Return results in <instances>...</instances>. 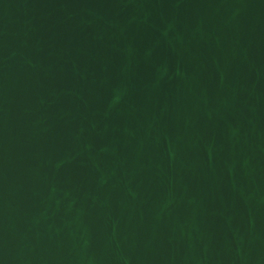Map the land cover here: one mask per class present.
<instances>
[{
    "label": "water",
    "instance_id": "1",
    "mask_svg": "<svg viewBox=\"0 0 264 264\" xmlns=\"http://www.w3.org/2000/svg\"><path fill=\"white\" fill-rule=\"evenodd\" d=\"M0 264H264V0H0Z\"/></svg>",
    "mask_w": 264,
    "mask_h": 264
}]
</instances>
